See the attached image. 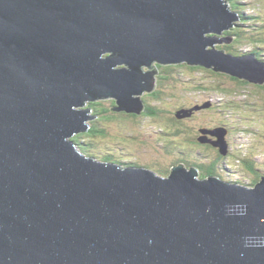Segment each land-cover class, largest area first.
<instances>
[{
	"label": "water",
	"instance_id": "95a60500",
	"mask_svg": "<svg viewBox=\"0 0 264 264\" xmlns=\"http://www.w3.org/2000/svg\"><path fill=\"white\" fill-rule=\"evenodd\" d=\"M239 20L225 0H0V264H264V177H163L73 140L96 119L89 101L141 115L161 66L264 85V61L207 35ZM204 133L229 154L228 128Z\"/></svg>",
	"mask_w": 264,
	"mask_h": 264
},
{
	"label": "trees",
	"instance_id": "16d2710c",
	"mask_svg": "<svg viewBox=\"0 0 264 264\" xmlns=\"http://www.w3.org/2000/svg\"><path fill=\"white\" fill-rule=\"evenodd\" d=\"M229 5V8L234 12L237 13L240 17V20L235 23V26L223 34L224 37H233V40L230 44H225L219 47L220 49L226 50L227 53H231L235 56H250L255 55L259 60L264 61V11L259 12L256 9H252L255 11L253 14H246L245 10H242L236 0H225ZM246 46L244 47V45ZM249 44H251V48H249ZM239 45H243L242 48ZM200 66H189L187 64L175 65V66H168V67H160L161 74L159 77L158 87L156 91L151 95L143 96V101L145 102L146 108L145 111L141 115L136 114H128L127 112H115L113 107L116 105V101H111V107L106 106V102L103 101H96L91 102L89 107L93 110L95 117H98L100 120H93L90 125V129L74 137V141H76L80 148L83 151H87L85 147L87 143L82 142L80 139L82 137H91L100 140L101 138H110L112 136L115 141H119L123 144H127L129 139L124 136V128L118 125L117 128L113 123L115 120L121 119L124 121L125 119L130 118L131 120H135L136 124H139L142 120L150 119L154 128H160V132H165L164 134L169 135L166 139H168L165 144V150L169 154L175 155L177 153L187 154L186 149L191 148L195 149L194 151L197 152L196 156L199 159H202L203 163L196 164L200 171L201 178H208L211 176L224 175L225 173L229 172L230 165L228 164V160L234 156L236 161L242 162L243 161V154H235V152L231 151L232 154H228V156H224L219 148L214 147L211 144H204L200 141V138L203 136H208L211 138V135H205L204 131H212L215 128L224 126L229 129L230 135V143L232 148L234 147L233 138H235V127L234 120L231 121L232 118H235L237 115H233L232 117L221 119V121L213 124H201L199 127L189 126L186 125L187 120L192 118H199V114L203 112H219L218 114L225 115L227 112H232L240 108L239 104L236 103V98L239 95V92H235L236 89L232 88V84L223 80H214L210 87H204L200 90L206 94L213 95L211 98H214L211 101L204 102L202 105L191 103V99L183 96H176L177 93H174L172 90L177 84L185 85L189 79L186 76L176 77L174 72H182L183 69L186 70H198ZM203 68V67H201ZM204 70H209L203 68ZM216 73L217 76H224L222 73ZM232 81L236 82L239 86H247L249 82L242 81L238 78L229 77ZM189 81H192L190 79ZM195 84V83H194ZM255 85V84H254ZM167 86L166 91L162 89ZM261 91H264V85H255ZM250 93V92H249ZM166 95V96H165ZM262 104L261 109L264 112V98H261ZM178 102V105L173 104L172 102ZM211 102L212 106L210 108L202 109L194 111L188 117H179L182 111H191L194 107L203 106ZM195 116V117H194ZM242 118L248 119V116L242 115ZM158 125V127H157ZM101 126V127H100ZM109 129V130H108ZM121 129V130H119ZM112 130H119L116 131L114 134ZM112 139V138H111ZM184 144V145H183ZM184 146V147H182ZM207 150L208 153L206 152ZM191 156H194V153H191ZM105 162H113L125 167H138L139 165L136 164H128V163H121V162H114L113 157H105ZM187 162V160H185ZM183 162V159H181ZM174 165V164H173ZM142 167V166H139ZM147 168V167H145ZM150 169V168H148ZM171 169V168H170ZM160 176L166 177L169 175L171 170L169 169H151ZM240 170V169H239ZM225 171V173H224ZM238 175L244 174V178H240L236 180V183H240L246 186H256L262 176L264 175V168L261 166H257L255 159L244 161V168L240 171H235ZM249 181L248 179H251ZM227 180V178H224ZM229 181V180H228ZM233 182V181H231Z\"/></svg>",
	"mask_w": 264,
	"mask_h": 264
},
{
	"label": "rangeland",
	"instance_id": "374dc122",
	"mask_svg": "<svg viewBox=\"0 0 264 264\" xmlns=\"http://www.w3.org/2000/svg\"><path fill=\"white\" fill-rule=\"evenodd\" d=\"M242 10H245L246 14L255 13L256 9L259 12L264 11V0H236ZM210 36H218L222 38L223 35H218L215 33L207 34ZM225 45V43L219 44L216 43V47H221ZM246 44L244 45V47ZM240 48L243 45H239ZM251 48V44L248 46ZM210 49L212 47L210 46ZM146 71L150 72V69L145 68ZM176 77L186 76L187 79H192V81L183 82L185 85L175 84L176 86L170 90L171 93H177L176 96L189 97L192 101L191 103L202 105L204 102L211 101L214 98H211L213 95H209L201 91V88L210 87L212 85L213 79L215 80H223L232 84V88L236 89L235 92H239L236 98V105L239 104L240 108L233 110L234 113H226L218 114L219 112H203L199 114V118H192L187 120L186 125L199 127L201 124H213L221 121V119H226L232 117L233 115H237L235 118H232L231 121L234 120V125H236L235 129V138H233L232 148L235 154H241L244 152L243 161L240 163L238 160L232 156L228 160V164L234 170L243 169L244 161L254 160L256 161L257 166H261L264 168V112L261 109L262 99L264 98V91L257 88L252 83H249L247 86H239L236 82L229 79V75L217 76L212 70H204L203 68H198V70H186L183 69L182 72L175 71ZM160 76V75H157ZM195 83V84H194ZM167 86H165L162 90L166 91ZM201 89V90H200ZM167 92V91H166ZM250 92V93H249ZM187 95V96H186ZM166 96V95H165ZM139 97V96H137ZM106 102V106L111 107V98L100 100ZM93 101L88 102L89 104ZM96 102V101H94ZM173 104L178 105V102L173 101ZM95 116V114L93 113ZM242 115L248 116L249 118H242ZM195 117V116H194ZM100 120L96 117L95 121ZM117 128L120 125L124 128V136L129 139L127 144H123L119 141H115V139L110 136V138H101L100 140L91 138V137H82L80 139L82 142L87 143L85 149L87 153L99 160H103L105 157H113L114 162L128 163V164H136L142 167H147L150 169H169L175 163H184L187 167L195 166L196 164L203 163L202 159H199L195 152V149H191L190 147L186 149L187 154L177 153L175 155L169 154L165 150V144L168 142L166 139L169 135L164 134L165 132H160V128H154L150 119L142 120L139 124L135 123V120H131L130 118L121 121V119L115 120L113 123ZM101 127V126H100ZM158 127V125H157ZM109 130V129H108ZM121 130V129H119ZM112 130L115 134L116 131ZM112 138V139H111ZM184 145V144H183ZM184 147V146H182ZM209 150L206 152L208 153ZM191 153H194V156H191ZM183 159V162H181ZM187 160V162L185 161ZM225 173V171H224ZM168 176V175H167ZM200 178V175H199ZM221 178H227V180H238L240 178H244V174L240 176H236L231 172L225 173ZM249 181H252L253 177H250ZM226 180V179H224Z\"/></svg>",
	"mask_w": 264,
	"mask_h": 264
},
{
	"label": "flooded vegetation",
	"instance_id": "af4514ba",
	"mask_svg": "<svg viewBox=\"0 0 264 264\" xmlns=\"http://www.w3.org/2000/svg\"><path fill=\"white\" fill-rule=\"evenodd\" d=\"M160 74H161V69H160ZM159 77H160V76H159ZM159 77H158V78H159ZM153 93H154V92H153ZM153 93H150V94H145V95H151V94H153Z\"/></svg>",
	"mask_w": 264,
	"mask_h": 264
},
{
	"label": "bare ground",
	"instance_id": "6f19581e",
	"mask_svg": "<svg viewBox=\"0 0 264 264\" xmlns=\"http://www.w3.org/2000/svg\"><path fill=\"white\" fill-rule=\"evenodd\" d=\"M224 33H225V32H223V34H224ZM223 34H222V35H223ZM221 127L225 128L224 126H221ZM229 135H230V131H229Z\"/></svg>",
	"mask_w": 264,
	"mask_h": 264
}]
</instances>
